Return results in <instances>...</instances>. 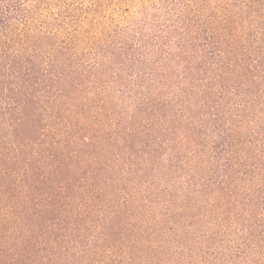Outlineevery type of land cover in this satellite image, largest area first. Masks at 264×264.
<instances>
[{
  "label": "trees",
  "instance_id": "trees-1",
  "mask_svg": "<svg viewBox=\"0 0 264 264\" xmlns=\"http://www.w3.org/2000/svg\"><path fill=\"white\" fill-rule=\"evenodd\" d=\"M248 260L264 0H0V264Z\"/></svg>",
  "mask_w": 264,
  "mask_h": 264
},
{
  "label": "rangeland",
  "instance_id": "rangeland-1",
  "mask_svg": "<svg viewBox=\"0 0 264 264\" xmlns=\"http://www.w3.org/2000/svg\"><path fill=\"white\" fill-rule=\"evenodd\" d=\"M251 187H252V184L250 182L247 183L245 185L244 191L248 192ZM221 203L222 202L219 201L218 204H219V207H221L220 211H223V209L225 207H222ZM228 209H229V212H228L229 219L228 220L229 221L231 220L230 222L233 223V225H235V227L238 226L237 228H242V224L241 225L239 224V222L243 223V219H244L241 206L235 203V204L229 205ZM231 212H232V214H231ZM224 215H223V217H224ZM220 220L223 221L221 217H220ZM230 237H231L230 239L234 241V248L236 249V245H238V240H239L238 232H236V230H235ZM246 264H264V263L262 261H260V263H258V262H253V261L248 260L246 262Z\"/></svg>",
  "mask_w": 264,
  "mask_h": 264
}]
</instances>
